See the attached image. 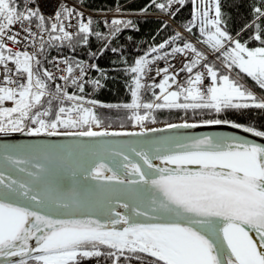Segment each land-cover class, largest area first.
Segmentation results:
<instances>
[{"label": "snow or ice", "instance_id": "snow-or-ice-1", "mask_svg": "<svg viewBox=\"0 0 264 264\" xmlns=\"http://www.w3.org/2000/svg\"><path fill=\"white\" fill-rule=\"evenodd\" d=\"M184 3L151 0L150 6L174 15L172 6ZM192 3V21L185 30L191 32L198 22L202 37L198 42L206 45L224 68L238 69L264 89V46L250 49L222 27L220 0ZM73 14V9L60 5L50 18V26H46L36 0H0V135L146 137L168 129L229 124L264 138V131L219 118L168 123L162 129L145 127L146 123L157 122L158 110L219 115L230 109H264V99L257 100L243 84L219 73L191 42L163 51L182 39L179 32L149 48L126 69L131 74L129 103L100 105L127 110V119L140 131H94L92 126L99 128L101 121L92 107L84 105L95 106L97 101L70 94L59 84L53 92L48 82L55 77L47 69L41 70L37 54L12 53L4 43L5 38L18 43L17 24L35 39L38 33L32 31L33 22L39 33L48 34V41L41 36V50L45 43L71 42L73 34L66 30L71 24L65 25L64 20L70 21ZM261 21L264 0L253 8V20L240 32L254 29L249 39L264 45ZM91 24V19L78 21L76 35L84 44L92 34ZM121 26L133 27V23L113 19L111 34L119 33ZM188 53L191 59L177 72L169 71L171 65L157 68L156 76L162 77L158 83L155 77L151 84L142 82L151 71L149 65L169 55ZM63 63L66 75L59 79L65 84L71 80L83 93L88 81H77L84 80V64L73 65L67 59ZM198 66L202 70H196ZM89 67L101 71L95 64ZM76 70L79 74L73 75ZM181 72L187 74L182 82L177 79ZM206 79L210 82L205 83ZM90 83L100 86L98 80ZM145 88L152 90L151 101L141 98ZM13 172L22 174V178H14ZM119 187L127 190V199L117 197L114 201L105 194ZM246 229L255 231L259 243ZM100 257L111 259V264H120L121 258L140 264H264V145L238 136L188 135L160 136L126 147L98 143L0 144L3 264H82Z\"/></svg>", "mask_w": 264, "mask_h": 264}, {"label": "trees", "instance_id": "trees-1", "mask_svg": "<svg viewBox=\"0 0 264 264\" xmlns=\"http://www.w3.org/2000/svg\"><path fill=\"white\" fill-rule=\"evenodd\" d=\"M87 7L103 11L111 9L115 6L122 5V9L126 12L139 14L121 18L122 20H130L133 27L124 28L115 36L111 34L110 29L98 17L92 18L91 31L92 34L88 38V43L84 44L78 35H73L71 42L55 41L54 43H45L41 50L38 46L36 58L41 61V70L47 69L51 64L52 57L57 52H63L68 55L71 62H76L86 56H92L97 65L105 72L106 77L100 87L97 88L95 97L99 100L96 107V115L101 121L102 128H135L127 119L130 114L125 109H116L101 107L100 105L124 104L131 101L129 85L131 84V74L126 71L130 66L134 65V61L143 56L151 47L157 46L165 40H168L178 29L171 25L165 18L160 16L162 13L155 6H150L151 0H78ZM162 2V0H158ZM199 3V0H197ZM223 25L222 27L233 36L246 43L247 47L261 46L259 41L250 40L254 29L240 32L246 23L253 20V8L261 6V0H220ZM144 9H147L144 11ZM193 3L192 0H185L180 5L174 15H170L175 23L186 26L192 21ZM214 15V12H213ZM46 26H50V21L45 18ZM35 23V22H34ZM264 27V21L260 22ZM166 25V27H165ZM100 33L97 37L95 33ZM240 32L239 37L236 34ZM191 33L202 39L199 32V24L193 27ZM181 34V33H180ZM182 39L175 44L170 45L163 51H169L171 47L182 46L186 42L185 37L181 34ZM44 41H48V34ZM41 43V42H40ZM39 43V45H40ZM107 45V47H105ZM116 49L115 52L112 49ZM102 53V54H101ZM94 54V55H93ZM238 73L239 70L235 69ZM247 81H249L262 95L264 89H260L251 78L240 73ZM130 82V83H129ZM49 83V82H48ZM50 89L52 88L51 84ZM88 85L85 84L84 92L86 93ZM174 90V89H173ZM159 92V89H155ZM143 98L145 102L151 101L152 90L147 89ZM68 104V102H66ZM142 111V110H141ZM157 122L146 123L145 126L156 124H168L172 122H194L200 123L203 120L221 119L240 123L245 126L254 127L257 130L264 131V109L247 108L239 110H226L219 115L214 112H197L191 111L185 115L183 111H167L158 110L155 112ZM65 131V129H60ZM69 130V129H68ZM150 259V258H149ZM82 264H111V259L104 257L92 258L83 261ZM120 264H140L139 261L131 259L125 261L121 258Z\"/></svg>", "mask_w": 264, "mask_h": 264}, {"label": "water", "instance_id": "water-1", "mask_svg": "<svg viewBox=\"0 0 264 264\" xmlns=\"http://www.w3.org/2000/svg\"><path fill=\"white\" fill-rule=\"evenodd\" d=\"M166 125L156 126L152 128H165ZM109 132H138L137 129L129 130H118L111 129L106 130ZM168 135H188V136H238L248 140L249 143H257L264 145V138L255 137L250 133H244L240 129L232 128L229 124H220V125H203L195 129H168L165 132H156L148 133L146 137H137V136H116V137H98V138H81V137H71V136H38L32 137L21 133H14L7 136L0 135V144H56V145H70L78 143H98L100 145H112L117 147H126L133 144L139 145L142 144L147 139H152L160 136ZM135 159V157H133ZM154 163H159V161H154ZM6 173L8 169H3ZM14 178H22V174L13 172ZM90 184H96L95 181H90ZM127 190L123 187H119L105 193L106 195L113 198H120L121 200L127 199L125 195ZM115 206V203H114ZM118 211L124 213L126 210L123 208H117ZM119 227V226H118ZM249 231V235L253 237L254 242L259 243V240L256 236L254 230L246 229ZM0 264H3V260L0 259Z\"/></svg>", "mask_w": 264, "mask_h": 264}, {"label": "built area", "instance_id": "built-area-1", "mask_svg": "<svg viewBox=\"0 0 264 264\" xmlns=\"http://www.w3.org/2000/svg\"><path fill=\"white\" fill-rule=\"evenodd\" d=\"M44 2H43V0H36V6L39 7L40 12H42L43 14H45L49 18H52L54 16V13L59 9L60 5H64L70 9L74 10V14H73L71 20L70 21L64 20L65 25H68L69 23L71 24V27H67L66 30L72 34L76 33V31L78 30L77 24L81 18L83 19L84 22H87L92 15H97V13L91 11L90 9L86 8L85 6L75 2L73 0H44ZM112 12H108L105 14L106 21H109V18H107V17L112 15ZM77 13L82 14V17L76 15ZM25 26L27 27V23H25ZM15 28L17 31H19V35H17V37H16L18 43H13V42L7 40L6 38L4 40V43L8 47H10L11 49H14V50H17L20 52L27 51L28 53L33 54L35 52V48H36V45L38 43V36L40 34L39 30L36 29V27L34 25L31 26L32 31L38 33V35L34 39L31 35H29L28 32L20 30L19 24H17L15 26ZM41 35L44 36V33H41ZM65 59H67V57L61 53H58L54 56L53 61H52V65L48 71L53 74L55 79L53 81H50V83L54 87L57 84L65 87L66 90L71 94V93H74L76 91L77 87L72 85L71 80H69V82L67 84H65V82L63 80L59 79V77L61 75H66V73H64L62 71L65 68V64L63 63V61ZM79 62H82L84 64V66L86 68V73L84 76V80L83 81L78 80L77 84L84 83L85 81H88L87 84H89L90 81H92V80H98V77H97L98 71L89 67L90 65L95 64V62L91 58H84ZM171 62H172L171 60L168 61L169 65L173 64ZM8 66L10 68L14 69L13 64L9 63ZM163 66H164V63L162 60L156 61L154 64L149 65V68L151 69V71L147 72V75L144 77L143 82H145V83L153 82V79H152L153 77H155V81L158 80L160 77L156 76V69L157 68H163ZM172 71L177 72L178 67H173ZM78 74H79L78 70H76L73 73V75H78ZM2 78H3V68L0 67V79H2ZM183 78H184V72H181L180 75L177 77V79L179 81H181ZM18 82H20V81H18ZM54 90H55V88H54ZM93 93H94V90L91 89L88 92V96H91ZM86 105L93 108V105H90V104H86ZM5 106H11V105L6 103ZM93 128L95 129L96 127L93 126Z\"/></svg>", "mask_w": 264, "mask_h": 264}, {"label": "rangeland", "instance_id": "rangeland-1", "mask_svg": "<svg viewBox=\"0 0 264 264\" xmlns=\"http://www.w3.org/2000/svg\"><path fill=\"white\" fill-rule=\"evenodd\" d=\"M43 2H44V0H43ZM45 3V2H44ZM262 46H264V45H262ZM256 47H260V46H256ZM256 47H249L250 49H253V48H256ZM73 131H79V130H74L73 129Z\"/></svg>", "mask_w": 264, "mask_h": 264}, {"label": "bare ground", "instance_id": "bare-ground-1", "mask_svg": "<svg viewBox=\"0 0 264 264\" xmlns=\"http://www.w3.org/2000/svg\"><path fill=\"white\" fill-rule=\"evenodd\" d=\"M262 46V45H261ZM256 47V46H255Z\"/></svg>", "mask_w": 264, "mask_h": 264}]
</instances>
